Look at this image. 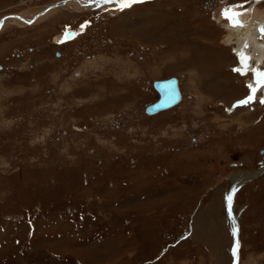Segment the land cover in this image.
Wrapping results in <instances>:
<instances>
[{
  "label": "rangeland",
  "instance_id": "rangeland-1",
  "mask_svg": "<svg viewBox=\"0 0 264 264\" xmlns=\"http://www.w3.org/2000/svg\"><path fill=\"white\" fill-rule=\"evenodd\" d=\"M56 1L0 0V15ZM233 4L264 9L142 0L3 25L0 264H232L239 175L237 264H264V87L239 103L256 81L216 20ZM169 76L181 101L144 114Z\"/></svg>",
  "mask_w": 264,
  "mask_h": 264
},
{
  "label": "bare ground",
  "instance_id": "bare-ground-1",
  "mask_svg": "<svg viewBox=\"0 0 264 264\" xmlns=\"http://www.w3.org/2000/svg\"><path fill=\"white\" fill-rule=\"evenodd\" d=\"M66 0H60L57 1L56 6H60L64 3ZM83 3L92 4L93 2H96V0H83ZM68 3V2H67ZM100 3V2H97ZM105 8L111 7L114 3H117L116 0H113L112 3H106L104 2ZM69 5L72 7L77 6L74 2H70ZM100 7H103L101 4H99ZM93 8L99 7V6H92ZM49 8H53L52 4L48 5L46 8L42 9V13L40 11L36 13L31 21L35 20L40 15L44 14L45 11H47ZM104 8V7H103ZM235 11H239L242 14L239 16V20L242 22L243 26H236L233 27L228 19H226L222 14L218 13L216 15V20L221 24V26L225 30V38L223 41L227 44H231L233 41L236 44V48L238 49L237 52L244 50L246 54L250 57H254L258 62H262L264 60V34L260 32L261 26H264V9H259L258 7L251 6L246 10H241L235 8ZM262 39V40H259ZM245 44H247V48H245ZM187 49V48H186ZM183 53V52H182ZM183 55V54H182ZM251 67V65H250ZM176 77V76H175ZM177 78V77H176ZM178 79V78H177ZM252 84V83H251ZM177 86L180 92V100L175 104L177 105L181 99H182V92L179 87V80L177 82ZM256 86V84H255ZM252 86V87H255ZM262 90L263 88L260 87ZM175 105L171 106L174 107ZM169 107V108H171ZM167 108V109H169ZM167 109L158 111L152 115H155L159 112L165 111ZM250 176V175H249ZM249 176H234L232 181L234 180V186L239 184L242 180H245ZM234 208V207H233ZM232 219L233 216H232ZM234 222V221H233ZM239 237V236H238ZM239 254V252H238Z\"/></svg>",
  "mask_w": 264,
  "mask_h": 264
},
{
  "label": "flooded vegetation",
  "instance_id": "flooded-vegetation-1",
  "mask_svg": "<svg viewBox=\"0 0 264 264\" xmlns=\"http://www.w3.org/2000/svg\"><path fill=\"white\" fill-rule=\"evenodd\" d=\"M24 1L25 0H21V2H24ZM58 1H60V0H58ZM70 2H74L75 4H77V6L72 7L71 5H69ZM83 2H84L83 0H66L60 6L53 7L52 9L49 8L51 10L48 9V11H45V13L40 15V16L44 15V17H47V16L51 15V13L62 12L63 10H67L69 12H78V13L88 12L87 10H91L92 9L91 7L93 5L97 6V4H101L105 8L104 2H100V3L93 2L92 4H87V3H83ZM50 4H52V3H50ZM50 4H48V5H50ZM48 5H46L44 8H46ZM103 7H100V5H99V7H96V8L104 9ZM34 15L35 14L24 15V14H19L17 12H8V13H5L3 15H0V21H1L0 29L3 27V25L6 26L9 23H14L16 26H21V27L26 28V26H29V24L34 21V20L31 21V19H32L31 17H33ZM39 17H37V19ZM89 22L90 21H88V20H82V21L78 22V28H85L89 24ZM76 34H78V31L74 28H71V27L62 28L60 30V34L58 36L53 37V42H55L57 45H63L65 43H70L75 39ZM59 54L60 53L58 51L54 52L55 56H59ZM1 68H2V66L0 65V69Z\"/></svg>",
  "mask_w": 264,
  "mask_h": 264
},
{
  "label": "snow or ice",
  "instance_id": "snow-or-ice-1",
  "mask_svg": "<svg viewBox=\"0 0 264 264\" xmlns=\"http://www.w3.org/2000/svg\"><path fill=\"white\" fill-rule=\"evenodd\" d=\"M103 2H112V0H103ZM116 2L119 4L120 8L123 9V8L130 7L134 3L142 2V0H116ZM237 7H240V6L239 5L226 6L222 10V15L226 19L229 20V22L231 23L233 27H236V26L242 27L243 24L239 20V16L242 13L234 10ZM260 32L264 34V26H261ZM245 48H247V44H245ZM237 55L239 57L241 67L234 68L233 71L239 72L241 74H246L249 70H251L254 74V78L256 81L255 87L250 86L252 95L247 97V99L239 102L241 104H245L255 98V93L258 91L260 87H264V70H261L258 66L256 68H250L249 61L251 57H249L244 50L239 51ZM261 102L264 103V100H262ZM231 199L232 197L229 196L228 197L229 202L231 201ZM233 231L235 233V229ZM237 248H238V242H237V245L233 248L234 253L236 252Z\"/></svg>",
  "mask_w": 264,
  "mask_h": 264
},
{
  "label": "water",
  "instance_id": "water-1",
  "mask_svg": "<svg viewBox=\"0 0 264 264\" xmlns=\"http://www.w3.org/2000/svg\"><path fill=\"white\" fill-rule=\"evenodd\" d=\"M56 4L57 3H54V5ZM40 13H42V10L40 11ZM177 82L178 81L174 76L154 80L151 85L154 91L157 93V98L144 107V113L146 115H152L158 111L167 109L175 105L180 100V92L177 86Z\"/></svg>",
  "mask_w": 264,
  "mask_h": 264
}]
</instances>
